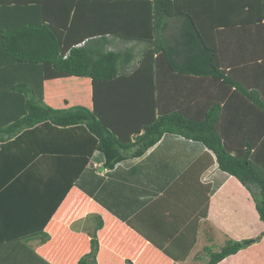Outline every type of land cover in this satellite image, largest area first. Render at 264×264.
I'll return each mask as SVG.
<instances>
[{
    "label": "trees",
    "instance_id": "16d2710c",
    "mask_svg": "<svg viewBox=\"0 0 264 264\" xmlns=\"http://www.w3.org/2000/svg\"><path fill=\"white\" fill-rule=\"evenodd\" d=\"M252 65L264 66V0H0V264H52L29 241L49 239L92 155L111 169L164 134L212 152L224 173L212 191L236 177L264 224V72L248 84ZM69 76L90 79L92 108L45 103L44 82ZM11 180L35 205L10 208ZM102 225L76 264H97ZM263 234L204 247V264Z\"/></svg>",
    "mask_w": 264,
    "mask_h": 264
},
{
    "label": "crops",
    "instance_id": "0c3cea01",
    "mask_svg": "<svg viewBox=\"0 0 264 264\" xmlns=\"http://www.w3.org/2000/svg\"><path fill=\"white\" fill-rule=\"evenodd\" d=\"M249 67L248 84L260 68L264 72V66ZM62 78L44 82L45 103L54 108L75 104L92 108L90 79L82 78L77 86L63 83ZM167 81L172 85V78ZM223 174L212 152L174 134H164L142 156L111 169L104 168L101 154L95 152L46 224L49 239L36 238L29 244L52 264H76L90 248V233L99 215L103 225L97 231V264H204L208 260L204 247L217 251L226 240L254 238L264 229L251 194L236 177H225L212 191ZM14 183L8 181L3 189L11 190L7 204L12 208L14 200L24 199L27 207L35 194L21 193ZM1 214L6 216L5 211ZM217 264H264V234Z\"/></svg>",
    "mask_w": 264,
    "mask_h": 264
},
{
    "label": "rangeland",
    "instance_id": "374dc122",
    "mask_svg": "<svg viewBox=\"0 0 264 264\" xmlns=\"http://www.w3.org/2000/svg\"><path fill=\"white\" fill-rule=\"evenodd\" d=\"M81 79L82 78H78V79H70V78H62V82L63 83H74V84H76L77 86H79L80 84H82L83 82H81ZM78 92V91H77ZM73 93V92H72ZM230 206H232L231 204H230ZM256 237V236H255ZM220 242H221V239L220 238H218L217 240H216V244H220ZM227 242V240L225 241V243ZM224 243V244H225ZM223 244V245H224ZM211 247V246H210ZM211 248H213V247H211ZM206 254V253H205Z\"/></svg>",
    "mask_w": 264,
    "mask_h": 264
},
{
    "label": "water",
    "instance_id": "95a60500",
    "mask_svg": "<svg viewBox=\"0 0 264 264\" xmlns=\"http://www.w3.org/2000/svg\"><path fill=\"white\" fill-rule=\"evenodd\" d=\"M101 169H103V167H101Z\"/></svg>",
    "mask_w": 264,
    "mask_h": 264
}]
</instances>
